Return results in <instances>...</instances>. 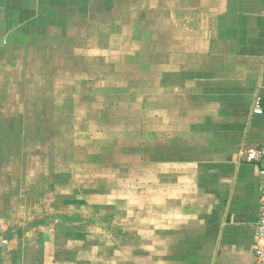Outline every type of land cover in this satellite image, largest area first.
<instances>
[{
    "label": "crops",
    "instance_id": "obj_1",
    "mask_svg": "<svg viewBox=\"0 0 264 264\" xmlns=\"http://www.w3.org/2000/svg\"><path fill=\"white\" fill-rule=\"evenodd\" d=\"M262 143L264 0H0V264H255Z\"/></svg>",
    "mask_w": 264,
    "mask_h": 264
},
{
    "label": "rangeland",
    "instance_id": "obj_2",
    "mask_svg": "<svg viewBox=\"0 0 264 264\" xmlns=\"http://www.w3.org/2000/svg\"><path fill=\"white\" fill-rule=\"evenodd\" d=\"M79 99H81V96H79L78 98H76L74 100V102H73V104H74V106H73L74 108H73V112H72V115H73L72 116V121L73 122L70 125L72 131L68 132V134L66 136V139L67 140H64L63 139V141H64L63 146L62 145H61L62 147L59 146V148H61V149L56 154L57 161L62 159L63 153L61 151H64V149H66V148L68 149L69 146H70V143H72L73 145L75 144V146L77 145L76 148H75V150L79 153V151H80V148L79 147L81 145L83 147V145H88L89 144L90 137H88L87 135L93 134V130L92 131L87 130L88 127H87V129L85 127L83 129H80V126L75 124V122H77V121H83L85 119V117L87 116L86 113H88L87 111L90 108V105L88 104L89 102H80ZM92 99H93V96H92ZM58 127L61 128V126H58ZM15 143H17V141H15L13 145H15ZM61 143H62V140H60V141L58 140L57 145H59ZM21 145H22L21 143H19V142L17 143V147L18 148H20ZM47 145L48 144H46V143H43V145H41V146H40V144L39 145H37V144L31 145L28 142L27 144H24V146H21V149H19L20 151H22L24 147L27 148L24 151L28 152V154H29V157L30 158L29 157L28 158H29L30 161H28V162H31L33 160L32 161L34 163L32 165L33 166V170L34 169H41V168H48V166H49V157H47V158L44 157L43 158L41 156L40 152L36 153V150L38 148L43 149L44 151H46ZM77 155H79L80 158H82V156L80 154H77ZM22 162H23V159H22ZM22 162L20 161V159H18L17 165H19ZM31 169H32L31 167L28 168V171L27 172L29 174H30V170ZM2 172L3 171L1 170L0 171V175H2ZM7 172H10V176H13L14 175V170H10V168H8L5 173H7ZM30 176H31V174H30ZM27 180H29V178L26 177V181ZM30 180H32V179L30 178ZM14 203H15V201H14ZM16 206L19 207V205H16Z\"/></svg>",
    "mask_w": 264,
    "mask_h": 264
},
{
    "label": "built area",
    "instance_id": "obj_3",
    "mask_svg": "<svg viewBox=\"0 0 264 264\" xmlns=\"http://www.w3.org/2000/svg\"><path fill=\"white\" fill-rule=\"evenodd\" d=\"M255 113H262V99L258 97L256 99ZM242 156L246 161L251 163L261 164L260 172L262 177L261 185V210L260 218L257 225V237L255 244L256 263L264 264V143L250 146L241 150Z\"/></svg>",
    "mask_w": 264,
    "mask_h": 264
}]
</instances>
